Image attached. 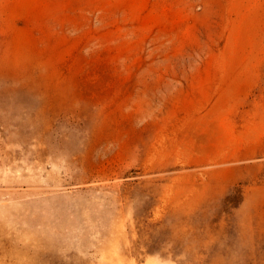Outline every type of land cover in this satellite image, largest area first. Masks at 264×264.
Returning a JSON list of instances; mask_svg holds the SVG:
<instances>
[{
    "label": "rangeland",
    "instance_id": "rangeland-1",
    "mask_svg": "<svg viewBox=\"0 0 264 264\" xmlns=\"http://www.w3.org/2000/svg\"><path fill=\"white\" fill-rule=\"evenodd\" d=\"M0 264H264V0H0Z\"/></svg>",
    "mask_w": 264,
    "mask_h": 264
}]
</instances>
